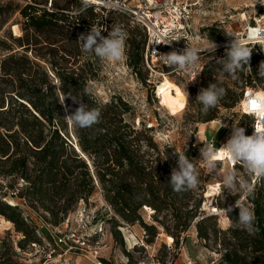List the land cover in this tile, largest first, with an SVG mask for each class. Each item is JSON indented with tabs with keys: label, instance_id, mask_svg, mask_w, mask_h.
<instances>
[{
	"label": "trees",
	"instance_id": "trees-1",
	"mask_svg": "<svg viewBox=\"0 0 264 264\" xmlns=\"http://www.w3.org/2000/svg\"><path fill=\"white\" fill-rule=\"evenodd\" d=\"M80 7L81 0H46V4L23 5L0 0V176L21 179L25 183L22 196L35 218L53 227L60 225L79 203L85 207L99 186L102 199L113 213L104 217V223L114 240L120 241L114 214L125 223L138 224L149 237L146 242L159 234L155 226L143 222L138 214L142 207L150 209V220L161 228L174 247L180 239L184 241L182 234L190 225L195 228L196 237L203 241L209 236L215 237V230L208 231L202 226L215 216L200 209L201 193L195 194L192 190L176 193L168 185L169 168L161 162L149 135L153 126L134 117L120 97L110 96L108 101L101 102L87 89V82L97 77L99 65L97 57L81 51L79 35L97 26L101 16L107 17L109 24L113 19L139 32L136 41L127 30L126 65L145 83L139 72L141 69L147 72L142 63L145 45L142 30L129 25L121 14L96 10L93 6L83 15H74ZM14 14L20 21L9 23ZM11 25L18 27L17 36L11 34ZM202 31L208 40L219 39L212 27ZM79 57H84L81 64H78ZM257 59L255 56L250 60V73L255 84L264 89V79L254 71ZM208 60L200 73L199 88L188 86L185 90L187 106L194 112V123L208 124L216 120L218 108L231 110L239 96L234 89L242 87L237 82L229 87L220 79L217 65ZM159 68L165 72L173 69ZM244 81L248 83L247 76ZM210 83L223 87L225 95L216 107L204 113L195 97ZM63 93H70L89 108H98L100 122L92 128L74 129L64 116L74 112L78 104L66 96L61 105L57 98L62 99ZM246 118L239 116L242 121ZM189 150L188 147L184 152L187 157ZM252 185L253 195L244 200L254 212L258 231L249 234L236 223L238 209L233 208L229 216L225 215L231 225L221 233L226 235V240L218 239L222 264H264V178H254ZM237 198L234 196L232 201ZM211 206L216 211L224 208L217 202ZM0 216L22 234L18 247L23 243L29 246L41 243L35 222L23 216L16 205L0 199ZM10 261L8 256H0V264H12Z\"/></svg>",
	"mask_w": 264,
	"mask_h": 264
},
{
	"label": "rangeland",
	"instance_id": "rangeland-1",
	"mask_svg": "<svg viewBox=\"0 0 264 264\" xmlns=\"http://www.w3.org/2000/svg\"><path fill=\"white\" fill-rule=\"evenodd\" d=\"M12 1L18 5H23L28 2L46 4V0ZM225 1L227 5L226 9H242L245 12L244 16L247 20L248 17L255 18L259 14L258 12L256 15L257 11L255 8H250V5L255 0ZM221 9H223L222 5L219 7V10ZM230 13L232 12L230 11ZM12 21L18 22L20 21V17L14 14L9 23ZM110 21L111 23L109 24L105 16H101V19L98 21L97 26L103 29L101 32L102 36L107 37L109 31L115 27H120L124 28L126 37L128 34L127 30H129V35L133 33L132 35L135 36V40H139V32L132 30L130 26H122L120 23L114 22L113 19H110ZM10 32L14 36H17L19 29L16 25H11ZM126 49L127 45L125 42V58L118 63L97 58L99 72L94 80L87 82V89L101 102L108 101L110 96L120 97L129 105L134 117L138 116L145 124L153 126L154 130L149 134L151 141L158 150L161 162L167 164L170 174L173 168L178 167L177 153L183 155L189 147L188 159L196 166L199 172V185L192 191L195 194L201 193L203 201L205 200L203 197L206 198L208 190L214 191V187L211 185L216 182L220 183L219 194L209 198L207 203L210 201L211 203L217 202L218 205L220 204L225 209L233 206L236 201H232L234 196H238L237 200H241L245 196L242 192L229 194L223 190L222 177L225 170L233 169L240 180L250 184L254 176L248 175L242 164H235L238 168H230L221 159L218 170L212 173L204 166L203 161L199 159L200 152L207 146V140L212 141L215 147L225 143L230 136L232 125L236 126L239 124L238 126L243 127L245 134L248 135L250 118L242 121L232 109L226 110L218 108L216 120L213 122L208 124L194 123L192 121L194 112L187 106V97L185 95L186 86L180 75L176 74L177 70L172 69L165 72L156 66V71L149 73L141 69L139 71L140 75L146 80L145 83H142L137 74L134 75L130 67L126 65ZM83 58H78V64H81L84 60ZM263 58L261 57L254 61V66L257 70L260 63L264 62L261 60ZM245 76H249L247 68L242 71V74L239 72L235 80L227 75L220 76V79L229 84V87H232L233 82L242 84L243 87ZM241 88L234 90L239 92ZM172 91H176L174 93L175 95H172ZM182 104L183 106H181ZM221 123L226 126L221 127ZM140 143L142 146L141 150H145V142L142 140ZM76 149L80 152L77 147ZM148 151L151 153V150ZM17 184H23L19 183L17 177L0 176V199L5 196V200L15 202V199H11L12 197L9 195V192L13 191L17 187ZM24 186L25 184H23L22 188ZM101 192V188L96 186L94 192L87 200L85 208L83 206L84 204L77 205L68 214L65 223L66 226L61 225L58 227L60 231L68 229L74 231V237H76L74 238V242L76 243L67 242V245H75L78 247L79 244L84 243L90 247H96L100 258L108 260L110 264H138L140 262L143 264H222L219 261L222 249L218 245V242L219 240H226V235L223 236L221 233L231 225L222 212L223 208L217 209L219 211H216V208H213V206L211 210L208 209L211 214L214 212L219 213L218 215H213L215 216L214 219L207 220L202 225L208 231L215 230V237L209 236L207 241H203L196 237L195 228L190 225L187 231L182 234L185 237L184 241L180 239L176 247L170 244L171 242L167 237L168 241L164 242L163 238L159 236L161 231L158 225L150 220L149 216L151 211H148L146 208L142 207L139 209L138 214L145 224L155 226L157 232H159L151 242H146L149 237L145 235L144 230L138 224L133 223L131 225L125 223L114 214V219L119 225L116 229L118 230L120 238V241H118L109 235L105 223L103 224L104 229L101 233L94 234L96 219L104 222V217L113 215L112 211L102 199ZM241 201L245 203V200ZM245 204L250 208L247 203ZM205 214L208 215V213ZM93 215H96V217H93ZM217 231L220 232L217 233ZM39 233L45 242L52 243L51 236L44 229H41ZM21 236L22 234L16 232L9 221L0 216V256H8L12 264H89L81 257V252L76 249L70 250L69 253L67 252V254L60 258L55 255L52 257V263L45 262V250L42 247L30 248L26 243H21L22 247L17 246V242L21 240ZM65 248L63 246L61 250L63 251ZM58 253L61 252L59 251Z\"/></svg>",
	"mask_w": 264,
	"mask_h": 264
},
{
	"label": "built area",
	"instance_id": "built-area-1",
	"mask_svg": "<svg viewBox=\"0 0 264 264\" xmlns=\"http://www.w3.org/2000/svg\"><path fill=\"white\" fill-rule=\"evenodd\" d=\"M48 2H50V0H48ZM220 5L223 6L221 10H219ZM92 6L96 10H111L121 14L127 19L129 25L137 26L142 30L145 37L142 63L144 69L149 73L156 71V66H167L164 64L161 57L155 55L154 51L158 54H165L173 50L178 52L182 51L186 46H206L209 40L206 38L204 31H202L203 28L206 27L214 28L219 35V39L214 41L217 44L216 52L214 54L205 53V55L216 56L220 53H225V49L231 40L236 39L253 48L250 60L255 56L258 58L264 57V47H262L264 46V39L256 38L253 31L255 29H264V0H255L254 3L250 5L251 9H256V15L258 12L259 14L255 18L248 17V20L243 16L245 12L242 9H226L227 5L225 0H95ZM230 11L232 13H230ZM259 35L260 37H264V31L260 32ZM160 37L171 40L172 42L170 44L161 43ZM208 59V57L202 56L200 62L191 73L188 71L176 72L177 75H180L186 87L199 88L200 73L204 63ZM254 71L258 70L255 68ZM194 74H198V76L195 80H192ZM250 74L249 71V76H247L248 83L246 84V81L243 82L244 85L239 90V96L232 108V111L238 116L250 118L248 135L252 134V127L256 125V118L246 109V97L249 92L264 97V89L255 84ZM215 122L217 123V121ZM206 145H213V142L207 140ZM223 160L230 168H236L233 162L226 159ZM237 164L238 163H236V165ZM254 178L255 177L251 179V184ZM19 183L25 184L21 179H19ZM23 184H17V187L9 192V195L12 197L11 199H15V202L5 200V196L1 199L8 204L16 205L23 216L29 217L34 222L37 221L38 224L35 223L36 234L40 238L41 243H32L30 244V248L42 247L45 250V262L48 263L53 262L52 257L55 255L60 258L67 254V252L69 253L70 250L76 249L81 252V257L89 264H106L102 261L103 258H100L96 247H90L84 243L79 244L78 247L75 245H67V242H74V238H76L74 237L75 234L73 230H58L59 226L65 225L67 217L60 225L55 227L40 219L37 220L35 218V213L28 207L27 201L22 196ZM211 186L214 187L215 191L213 196H217L220 192V183L216 182ZM203 199L205 200L201 202L200 209L204 213H208V215H218L214 213L211 214L208 211V209L212 208L211 201L207 203L209 198L203 197ZM241 200H244V197H242ZM78 205H83V203H79ZM93 217H96V215H93ZM95 223L96 228L94 234L97 235L104 229V222H100L96 219ZM41 229H44L51 236V244L43 240V237L39 233ZM63 246L66 248L62 251L61 248ZM59 251L61 253H58ZM138 264L143 263L140 262Z\"/></svg>",
	"mask_w": 264,
	"mask_h": 264
},
{
	"label": "clouds",
	"instance_id": "clouds-1",
	"mask_svg": "<svg viewBox=\"0 0 264 264\" xmlns=\"http://www.w3.org/2000/svg\"><path fill=\"white\" fill-rule=\"evenodd\" d=\"M95 3V0H81V7L76 10L74 15H83L89 7ZM101 29L98 26L91 27L87 34L81 33L78 37L81 51L91 53L101 60L118 63L125 58V40L126 32L115 27L108 32L107 37L101 35ZM254 35L260 37V32L264 29H255ZM161 43L170 44L171 40H166L160 37ZM264 47V46H262ZM217 44L209 39V42L204 47H188L182 51H170L165 54L155 55L161 57L164 64L177 71L192 70L200 62L202 56L209 58L208 62L215 63L220 76H230L232 79H237V74L245 68L252 71L249 66L250 57L253 51L252 47L247 46L240 40L232 39L225 49L223 57H215ZM256 75L264 79V62H261ZM198 74H194L195 78ZM190 80V81H192ZM186 86V85H185ZM63 98L58 99V102L63 105L66 96L71 98L73 103L78 104L74 112L65 115L64 118L74 129L92 128L100 122L101 112L98 108H89L87 104L82 103L80 99L74 98L70 93H63ZM225 95V89L218 86L216 83H210L207 88H201L195 97L197 103L201 106V111L207 113L210 109L216 107L220 100ZM246 109L256 118V125L253 128L251 135L245 134V129L238 125L231 127L229 138L219 148L214 145H208L200 152V158L204 166L212 173H215L220 164V159L224 158L233 162L240 163L246 169L248 175L254 176L256 179L264 178V97L258 96L252 92L246 97ZM183 106V104L181 105ZM226 125L221 123V127ZM177 153V152H176ZM178 154L177 168L171 170L168 185L176 193H183L189 190H194L199 185V172L196 166L183 154ZM222 188L229 194L242 192L245 197H250L254 193V186L250 183L240 180L233 169H226L222 177ZM223 191V192H224ZM233 208L238 209L236 223L249 232L254 234L258 229L255 227L256 217L252 209L246 206L243 201L236 200L233 206L227 209L223 208L224 215H228L233 211ZM231 222V220L229 221Z\"/></svg>",
	"mask_w": 264,
	"mask_h": 264
},
{
	"label": "bare ground",
	"instance_id": "bare-ground-1",
	"mask_svg": "<svg viewBox=\"0 0 264 264\" xmlns=\"http://www.w3.org/2000/svg\"><path fill=\"white\" fill-rule=\"evenodd\" d=\"M244 16V15H243ZM156 88H157V86H156ZM176 91H172V95H175L174 93H175ZM222 144H224V143H222ZM222 144H220L219 146H221ZM219 146H217V148L219 147ZM75 149H76V147H75ZM77 150V149H76ZM78 152V151H77ZM78 153H80V152H78ZM81 156H82V154H81ZM224 158H221V160H223ZM220 160V161H221ZM215 193V191H213V190H208L207 191V193H206V198H210L211 196H213V194ZM148 211H150V209H147ZM211 210V209H210ZM213 211V210H212ZM151 213V212H150ZM214 213H216V214H218L219 212H214ZM159 229H161V228H159ZM159 236H161L162 238H163V240H164V242H167L168 241V239L166 238V236L161 232V234L159 235Z\"/></svg>",
	"mask_w": 264,
	"mask_h": 264
},
{
	"label": "water",
	"instance_id": "water-1",
	"mask_svg": "<svg viewBox=\"0 0 264 264\" xmlns=\"http://www.w3.org/2000/svg\"><path fill=\"white\" fill-rule=\"evenodd\" d=\"M75 148V147H74Z\"/></svg>",
	"mask_w": 264,
	"mask_h": 264
}]
</instances>
